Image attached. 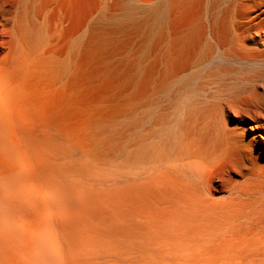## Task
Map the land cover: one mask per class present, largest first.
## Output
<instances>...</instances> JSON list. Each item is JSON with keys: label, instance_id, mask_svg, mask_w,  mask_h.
<instances>
[{"label": "bare ground", "instance_id": "1", "mask_svg": "<svg viewBox=\"0 0 264 264\" xmlns=\"http://www.w3.org/2000/svg\"><path fill=\"white\" fill-rule=\"evenodd\" d=\"M1 149L0 264H264V0H0Z\"/></svg>", "mask_w": 264, "mask_h": 264}, {"label": "rangeland", "instance_id": "2", "mask_svg": "<svg viewBox=\"0 0 264 264\" xmlns=\"http://www.w3.org/2000/svg\"><path fill=\"white\" fill-rule=\"evenodd\" d=\"M9 160L10 159H9L7 151L5 149L2 151V149H1V151H0V185H2L1 183H3L4 179L7 176L9 166H10ZM7 168H8V170H7ZM5 169H6V171H5Z\"/></svg>", "mask_w": 264, "mask_h": 264}]
</instances>
